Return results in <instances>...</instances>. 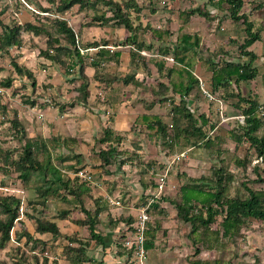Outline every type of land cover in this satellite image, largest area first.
<instances>
[{"label": "rangeland", "instance_id": "rangeland-1", "mask_svg": "<svg viewBox=\"0 0 264 264\" xmlns=\"http://www.w3.org/2000/svg\"><path fill=\"white\" fill-rule=\"evenodd\" d=\"M139 3L143 9L139 15L135 11L132 13L133 23L137 25L141 22L146 26L147 21L150 19L156 27H170L173 30V41L184 31L190 33L198 31L203 36L208 34V38L219 41V39L226 38L223 34L228 30H222L224 28L222 25L226 26L233 22L237 27V32L234 31L236 33L235 36L238 37L236 41L235 39H231L232 42L229 44H233L236 48H226L225 43L219 41L220 43L217 48H208L207 50L205 48L203 51L200 48V52L205 57L204 63L207 64L208 69L210 68L207 60L214 56L216 58L222 57V60L227 58L246 60V57L240 55V48L248 38L247 24L244 21L235 22L232 19L227 3L222 4V7H224L222 11L218 10L217 13H214L217 15L209 18L211 20L208 22L211 23V27L209 26L206 30L205 27L208 25L203 23L205 19L203 12L215 10L209 0H139ZM40 6L49 8L53 5L49 0H0V20L4 22L16 20L22 24L27 21L39 22L51 28L53 30L52 33L56 35L53 29V19L57 15L53 10L45 11ZM103 8L105 7L103 6ZM191 9L198 10L193 15V18H195L193 24H191L192 22L187 23L188 19H182L179 16V11H189ZM240 13L246 14L250 21L253 14H264V0H244ZM64 16L75 27V30L82 32L84 43L87 40V42H92L94 40H102L103 38H108L110 42H120L128 33L125 27H118V30L115 29L117 26L112 23L96 25L98 27L95 26L94 28L93 9L80 4L75 5ZM223 18L224 22H221ZM213 19H215L214 22L212 21ZM201 23L204 26H201V29L196 31L194 27L200 26ZM230 33L231 30H229L228 34ZM217 35H221V37L218 39ZM140 38L147 44H155L151 35L148 32L144 33L143 30L140 31ZM47 39V36L44 34L36 35L33 32L23 31L21 45L11 47L9 54L0 52V105H6L8 108L6 114L0 111V142L5 148H10L14 151L13 157L21 153L26 139L24 137V139L20 138V133L17 132V129L13 127L11 122L12 119L18 118L27 128L26 136L37 135L56 140V146L53 150L54 161L58 166L68 171L70 176L72 169L64 166L69 163L74 164L77 161L76 155L83 151L87 158L84 161L86 163L85 168L95 172L93 173L95 188L101 182H104V185L110 184L112 182L109 177L107 179V175H111L118 168V164L106 167L100 165L101 158L98 155V150L102 145L98 142V139L94 145L92 136L100 134L101 126L103 125L98 121L100 114H94L92 110L106 106L101 105L102 100L100 97H97L94 102L93 95L91 98L88 97L89 99L85 104L79 102L78 98L76 99L77 94L82 95L77 92L82 80H70L78 76V72L68 75L65 73L64 67L52 63L49 59L40 55L41 48H46L48 45ZM116 46L119 47L118 45ZM121 47L125 48L123 49L125 52L122 54V68H135L134 64L132 66L131 64L128 65L132 63L130 60L131 47L128 45H121ZM250 47L249 49L259 53L255 64H260L261 72L264 73V61L259 59L264 57V48ZM92 50L87 53L93 52L94 54L95 51ZM83 51L85 52L86 50ZM92 56L94 55H89V60H92ZM13 60L32 71L36 78V86H33V79H30L28 75L21 77L18 74L12 63ZM116 66V64H106V71L110 72L109 74H115L118 72V67ZM94 70L95 68L92 65L85 68V75L89 79V87L92 82V84L95 83L96 85ZM199 71L198 69L197 73ZM199 74L208 83L207 77L203 76L202 73ZM263 75L259 74L255 80L243 83L241 91L245 95L252 94L258 97L261 103L260 115L264 119ZM155 76L156 74H154ZM9 77L13 78L12 86H3L2 82ZM119 86L121 87L122 85H116L117 88ZM221 96L218 93L214 100H210L204 96L201 89V91H198L197 96L189 101V104L197 109L198 113L205 112L208 114L211 124H214L213 127H210V124L204 127L211 139V143L208 146L205 143L206 141L203 142L200 137L193 135H182L175 142L173 149L161 140H157L154 142L155 144L153 140L149 141L153 144H148L147 148L151 155L155 157H151L152 159L147 164V168L145 166V158L143 159L141 153L137 152L138 148H143V145H140L139 141L136 140L141 136L146 138L145 135H139L138 133H136L138 137L132 135L133 137H131V141L129 142L130 145L126 149L121 144L116 145L121 157L127 161L125 167L121 168L122 171L126 170L127 173L135 172L136 176L133 177L134 179H141L147 183L153 182L154 185L152 184L151 186L153 188L152 191L156 190L154 189L155 178L158 181L161 179L165 180L167 183V188L164 191V195H162L164 198L160 200L162 207L152 210V222L155 220L160 221L162 224L161 231L155 248L149 250L144 264H192V261L195 259H217L220 260V264H264V222L250 217L248 224L244 225L238 234L225 236L222 234V227L220 225L222 220L221 215L217 217V220L207 230L201 228L196 233L191 232L190 223L183 221L177 215V203L181 200L179 195L180 187L189 182V178L191 177L201 178L202 176H206L215 179L217 170L221 167L223 168V172L220 173L222 176L232 174V181L227 191L228 196H247L248 190L246 186L255 190H264V164L257 157L250 143L246 139L240 138L239 135L242 133L241 125L245 123L244 115L229 102L226 103L222 100ZM232 99L229 98V100ZM75 102L79 104L74 105L73 103ZM165 106L166 109L164 111L169 112L170 106ZM241 118L244 120L243 122ZM166 120L171 122V116L167 115ZM183 123H187V121H183ZM233 130H235V133L232 134L231 131ZM258 132L261 135L264 134V125ZM66 134L69 136H65ZM72 138L77 139L75 141L71 140ZM74 142L76 143L74 144ZM161 156H165L163 161L159 160ZM239 160H243V164H240ZM256 166H261L259 172L256 171ZM144 168L147 171H143ZM149 170L154 171V173H151ZM166 170L168 173L164 177L161 172ZM161 175L163 176L161 177ZM129 178L131 183L134 179L131 176H126V179ZM2 179L6 185L2 186L0 184V192L18 194L23 197L24 204L20 217L22 221L16 222L12 231V239L4 249L0 250V264H17L20 258H24L22 264H46L41 263L42 259L45 260L46 258L50 260L49 264H70V260L78 256L79 253L81 254L77 242L71 244L65 237L52 239L53 236L49 235L51 236L50 238L46 234V237L44 236L43 239L50 240L52 243L38 246L37 255L40 260L38 263L31 253L32 244H25L26 237H21L20 240L17 239V235L26 230L38 235L36 222L30 220L27 216V213L32 214L33 212L28 205V201L34 199L36 194L30 189L24 190L22 188V183L17 178L16 172L8 175L0 169V180ZM123 184L125 185L126 182ZM98 194L97 190L96 195ZM136 194H133L135 198L138 197ZM142 196L136 199V204L145 202L149 194H143ZM107 200L110 202L108 198ZM124 201L126 200L124 199ZM86 202L93 204L90 199H87ZM63 207H65V204H63L62 199H51L46 208L40 206L33 213L37 216L56 219L63 235H73L79 240L90 239V245L86 247L85 253L87 256L97 255L96 241L91 240L88 226L78 223V220L84 218L85 214L80 211H74L68 219H61L59 218V214ZM120 214H123L120 207L119 209L114 208L113 211L108 210V212L104 213L102 220L106 223L99 227L100 231L104 233L109 225L114 228L119 223V226H123L121 228L123 230L118 233V242H122L127 236H130V238L128 237L130 242H127L129 240L125 241L127 245L132 246L134 236L127 229L128 224L124 221L126 217ZM48 238L50 239L48 240ZM23 251H25V254ZM133 262L141 264L135 253L132 256L131 262L125 261L127 264H133Z\"/></svg>", "mask_w": 264, "mask_h": 264}, {"label": "trees", "instance_id": "trees-1", "mask_svg": "<svg viewBox=\"0 0 264 264\" xmlns=\"http://www.w3.org/2000/svg\"><path fill=\"white\" fill-rule=\"evenodd\" d=\"M51 7L40 6L45 11L53 10L57 15L53 19L54 32L48 26L33 21H27L24 24L13 20L4 22L0 20V52L9 54L11 47L21 45L22 32H33L36 35L44 34L47 36L46 48H41L40 55L65 68L68 75L78 72V76L70 79L72 81L81 79L78 86L76 99L82 104L88 101L90 96L89 79L85 75V68L89 65L95 67V78L99 79L104 85L108 86L115 82L125 84L134 82L137 86L144 83L136 76L135 72L125 73L118 71L115 74H109L106 71V64L122 63V49L111 50L107 47L108 38L94 40L84 43L83 34L80 30H75L69 20L64 16L67 11L75 5H82L92 8L94 11L93 23L104 25L112 23L117 27H125L128 35L120 42L115 44L130 45L131 58L137 61L142 54L143 48H152V44H147L140 38V31L149 33L151 37L159 43L158 56L153 58L157 68L158 75L156 82L151 86L152 91L158 96V101L162 105L170 106L169 112L164 113H141L132 124V131L143 134L150 139L161 140L167 143L173 149L175 142L182 135L200 137L210 145L211 139L204 127L211 124L208 114L198 113L197 109L189 104L193 97L201 91V77L195 70V58L200 56L205 59L200 52L201 37L197 33L184 31L172 40L173 30L170 27H156L148 22L144 26L141 22L135 25L132 20V13L135 11L139 15L142 11L139 0H49ZM210 3L223 10L222 4H228V11L232 19L244 21L247 24L246 30L248 38L241 45L240 55L246 57V60L227 58L222 60L216 56L207 60L212 72L208 79L209 88L218 95L220 93L222 100L240 110L244 115L245 123L241 125L242 133L240 138L246 139L254 148L258 158L264 164V134H259L260 128L264 125V119L260 115V100L255 95H245L241 91V85L245 82L255 80L259 75L255 60L258 55L249 47L259 39V33L254 31L253 22L248 20L246 14H241L244 0H209ZM103 6L105 8H103ZM227 10V9H226ZM198 12L196 9L189 11H179L182 19H188ZM210 12V11H209ZM209 12H203V15L210 17ZM138 17V16H137ZM213 18V17H212ZM92 25V24H90ZM89 25V26H90ZM100 48L97 54L89 60L87 52L90 48ZM83 50H86L83 52ZM87 53V54H86ZM143 55V54H142ZM169 57L174 61L170 62ZM16 71L22 77L28 75L33 79V86H36V78L29 68L19 65L15 60L12 61ZM139 63V62H138ZM144 64L147 62L143 61ZM147 66V65H146ZM149 71L150 68H147ZM114 75V76H112ZM13 78L9 77L2 85L12 86ZM229 98H233L229 100ZM236 98V100H234ZM229 100V101H228ZM77 102V101H76ZM73 103L79 104V103ZM33 105V103H32ZM0 111L7 113L6 105H0ZM171 116V122L166 120V116ZM187 121V123H183ZM13 127L20 133V138H25L23 150L18 156H14V151L5 148L0 142V169L5 174L17 173V178L22 183L24 190H32L36 197L28 201V205L36 212L40 206L46 208L48 202L56 199H62L65 207L61 208L59 218L68 219L74 211H80L85 214L84 218L78 220V223L86 224L90 230L91 240H95L100 245H105V239L98 231L99 215L106 208L103 198L95 196L94 183L84 180L80 177H72L63 167L58 166L53 158V150L56 140L40 136H26L27 128L18 118L11 120ZM235 130L231 131L232 134ZM23 138V139H24ZM77 138L71 140L76 141ZM123 141V136L116 134L111 127L103 129L98 142L102 145L98 150L101 158V166L106 167L113 164H123L124 159L118 150V144ZM137 144V143H136ZM138 146V144H137ZM140 149V148H138ZM41 155V156H39ZM77 161L74 164H67L64 167L71 168L72 171L85 169L86 157L82 153L76 155ZM2 162V163H1ZM243 160H239L243 164ZM261 166H256V171H260ZM223 168H219L216 178L202 176L201 178H189V182L183 184L179 189L180 202L177 203V215L183 221L191 224V232L196 233L201 228L207 230L210 225L222 216L220 225L222 234L225 236L236 235L244 225H247L250 217L264 222V190H255L248 186V195L245 197L227 195L229 184L232 181V174L222 176ZM0 184L6 183L0 180ZM157 188L155 185L154 189ZM153 189V188H152ZM145 195L147 193H144ZM149 195H151L149 193ZM164 195V194H163ZM161 196L151 205V210L161 208ZM90 199L93 204H88ZM24 199L16 193L0 192V250L4 249L7 243L12 239V231L16 222L22 221L21 209ZM27 213L30 220L36 222V231L40 235L50 234L53 238L65 237L69 243L77 242L79 244L78 256L70 260L71 264H104L103 259L87 256L86 247L90 245V239L79 240L76 236L63 235L58 221L54 218L37 216L35 213ZM77 221V220H76ZM128 226L127 229L133 230L134 217L128 215L124 220ZM162 224L160 221H150L145 231L144 246L147 250L154 249L156 246ZM26 237L25 244H32L31 253L39 263L37 248L41 244H48L47 240L35 237L29 231H23L17 235V239ZM126 240V239H125ZM119 242L120 250L126 256L127 261H132L135 253V245L129 246L126 241ZM20 249V248H19ZM18 249V250H19ZM17 250V251H18ZM25 254V251H23ZM27 256V255H25ZM24 258H20L17 264H22ZM48 261V262H47ZM41 263L49 264L50 260L42 259ZM54 263V262H53ZM220 264V260L195 259L192 264ZM57 264V263H56Z\"/></svg>", "mask_w": 264, "mask_h": 264}, {"label": "crops", "instance_id": "crops-1", "mask_svg": "<svg viewBox=\"0 0 264 264\" xmlns=\"http://www.w3.org/2000/svg\"><path fill=\"white\" fill-rule=\"evenodd\" d=\"M214 8H215V10H209L212 12L211 17H214V15H217L214 13H217L218 10L220 11V9L218 7L214 6ZM193 17L194 16H191L190 18H188L187 23L192 22L191 24H193V21L195 20V18H193ZM204 17H205V19H204L203 23H205V25H208L205 27V30H206L209 26L211 27V23L208 22L211 19H209L210 17H207V16H204ZM145 18H147V17H145ZM214 20L215 19H213L212 21L214 22ZM251 21H253V24H254V31L258 32L260 36H259V39L256 40L251 45L250 48H264V14H262V15L253 14L251 16ZM148 22L152 23V21L150 19L147 21V23ZM221 22H224V18ZM203 23H201L200 26L199 25L196 26L197 28L194 27L195 30L197 31V30L201 29V26H204ZM222 26L224 27V28H222V30H224V31L227 29L228 30L226 33L223 34L226 36V38H224V39H219L221 37V35H217L219 41L220 42L223 41L225 43L226 48H236V47H234L233 44H229L230 42H232L231 39H235V41H236V38L238 37V36H235L236 33L234 32V31L237 32L236 25L233 24V22H231L226 26H224V25H222ZM96 27H98V26H96ZM121 27H123V26H121ZM158 27H160V26H158ZM94 28H95V25H94ZM115 29L118 30V27H116ZM229 30H231L230 34H228ZM120 32L122 33L121 29H120ZM197 32L193 31V33H197ZM197 34L201 37L200 47L202 48V51L205 50V48L207 50L208 48H217L218 47V44L220 42L214 41L212 38H208V34L204 35V36L201 35V33H199V32ZM127 35H128V33H127ZM87 41H86V43H87ZM114 42H109L108 45L112 44L114 46V49H117V48L122 49V50L125 49V48L121 47V45H123V44H118L119 47H117L116 46L117 44H115ZM154 42H155V44L152 43V48H149V49L143 48V50H142L143 55L137 61H134L131 58V54H130V60L132 63H129L128 65L131 64V66H132L134 64L135 68H133V69H132V67H130L129 69L122 68L123 59H121L122 63L120 65L116 64L117 65L116 67H118L117 68L118 71H122L125 73L135 72L136 76L139 77V79L141 81L144 80V83H141V85L137 86L134 82H131L128 84H125L123 82H115L111 85L106 86V85H104V83H102L99 79H96V78H95L96 85H95V83L92 84L93 82L90 83L89 89H90L91 93H90L89 98H91L93 95V101L95 102L97 97H100V99L103 102V103L101 102V105L103 104L104 106H106V107H101V108L99 107V109H93L92 110V112L94 114H97V115L100 114L98 121L100 124H103L101 126V133L92 135L93 140H94V143H93L94 145H95V142H97V139L101 136L103 129L106 127H111L115 131L116 134H120L123 136V141L121 142V146H124L126 149L130 145L129 142L131 141V137H133V136L138 137L136 132H133L131 128H132L133 122L135 121L136 117L139 114H141V113H164V112H166V111H164V109H166V106H163L158 101V96H156L151 89V86L154 85V83L156 82V77L158 75L157 68L153 62V60H154L153 58L158 56L159 43L156 40H154ZM237 42H238V40H237ZM124 46H126V45H124ZM128 46H130V45H128ZM222 46H224V45H222ZM92 49L95 51V53L93 54V52H91L90 54L95 55V54H97V51L100 48L92 47L89 49V51H91ZM124 52H125V50H123L122 54ZM256 53H257V55H259L258 52H256ZM259 59L261 61H264V57L259 58ZM143 61L147 62V64H144ZM112 64H114V63L113 62L110 63V65H112ZM255 65L258 66L259 74H264L263 72H261V65L260 64H255ZM195 67H196V69H195L196 72L199 69L200 70L199 73H202L203 76L207 77V80L210 79L212 72L210 69L207 68V64L204 63V59L202 60L200 56H197L195 58ZM147 68H150L151 70L149 71ZM95 72H96V69L94 70V75H95ZM199 73H198V75L201 77V74H199ZM154 74H156L155 77H154ZM116 85H122V86L121 87L119 86V88H117ZM99 104H100V102H99ZM88 110L90 111V109H88ZM107 119L110 121H108ZM106 121H108V122L106 123ZM139 135H143V134H139ZM65 136H69V135L66 134ZM136 140L139 141L140 145L141 144L143 145V148L138 149L137 152L141 153L143 159L145 158L144 159L146 162L145 166L147 167L148 166L147 164H149L151 159H152L151 157H153V158L155 157V156L151 155V153L149 152V149L147 148V145L153 144L157 140L156 139H150L148 137L143 138L142 136L138 137ZM152 140H153V143H150L149 141H152ZM69 142L72 143L71 141H69ZM75 143L76 142H74V144ZM158 146H159V144H158ZM159 151H161V150H159ZM77 152H79V151H77ZM79 153L84 154L83 151L79 152ZM84 156H85V154H84ZM121 158L124 159L123 157H121ZM164 158H165V156H161V159H159V160L163 161ZM126 162L127 161H124L123 164L118 163V165H117L118 168L116 170H114V172L111 175H107V179L109 177L110 181L112 183L105 184V185H104V182L98 183L99 186L96 187L94 190L95 196H99V197H101V199L103 198V201H105L106 208L99 215V223H98V227H97L98 231L100 232V234L105 239V245H100L98 243H95L96 246L95 245L94 246L97 248L96 250H97L98 254L97 255L94 254L91 256L98 258V259H103L104 264H106V263H109V264H127V263H125L126 256L123 255L121 253V251H119L120 245L118 242V238H119L118 233L121 232V230H123V229H121L123 226L122 225L119 226V223H118L117 227H114V228L109 225L106 228V232H104V233L102 231H100L101 229L99 228L104 223H106V222H103L104 220H102L104 213L108 212V210L113 211L114 208L119 209V207H116L115 204L108 202L107 198L110 196L113 199H117V200L120 199L123 202V207H120L123 211V214H120V215L127 217L128 215L134 216V214L136 213L137 207L140 205V204H136L137 198L143 197L142 195L144 193L149 194V193L153 192L152 191L153 189L151 187L152 184L154 185L153 182L147 183V182H143L141 179H134L133 177L136 176L135 172H128L127 173L126 170H123V171L121 170L122 167H125ZM141 166H143V164H141ZM143 171H147V170L144 168ZM149 171H151V170H149ZM165 172L166 171L161 172V174L164 175ZM93 173H95V172H93ZM151 173H154V171H151ZM126 176H131V178L134 179L133 181H131L132 184L130 183V178L126 179ZM155 180H156L155 185H157V182H158L157 178H155ZM128 181H129V183H128ZM106 182H107V180H106ZM124 182H126L125 185L123 184ZM97 190L99 192L98 195H96ZM135 193H137L136 195H138L137 198H135L133 196V194H135ZM124 199L126 201H124ZM106 203H110V204H106ZM108 223L110 224V222H108ZM31 233L34 234L33 232H31ZM49 235L50 234H48V237L51 238V236H49ZM34 236L44 238V236L46 237V234L40 235L38 233V235L34 234ZM126 236H127V233H126ZM50 238H48V240ZM52 239H54V238L52 237ZM126 239H128V236L126 237ZM45 240H47V239H45ZM48 243L50 244L52 242L49 240ZM122 258H124V260H122ZM85 264H87V263H85ZM133 264H136V263L133 262Z\"/></svg>", "mask_w": 264, "mask_h": 264}, {"label": "built area", "instance_id": "built-area-1", "mask_svg": "<svg viewBox=\"0 0 264 264\" xmlns=\"http://www.w3.org/2000/svg\"><path fill=\"white\" fill-rule=\"evenodd\" d=\"M107 47L111 50L114 49V46L107 45ZM84 52V51H83ZM145 53V52H144ZM168 60L170 62L174 61L173 57H169ZM202 92L205 97L209 98L210 100H214L215 96L217 94L213 93L211 89L209 88V83H207L204 79L201 78V83H200ZM241 121L243 122L244 120L241 118ZM168 171L164 173V177H166V174ZM72 177H80L84 180H89V181H94L93 177V172L90 170L85 169H80L78 171H72L71 173ZM163 175H161L162 177ZM167 188V183L165 180H160L157 182V188L155 191L151 192V195L146 199L145 202L140 204L137 207V211L134 214V221H133V230H130L131 235L134 236V240L132 242V245H135V254L138 257V260L140 261L141 264H144L145 258L148 257L149 250H147L144 246L145 243V231L147 230L149 226V222L152 221V210H151V205L152 203L159 199L163 194L165 189ZM110 202L112 204H115L118 207H123V202L120 199H113L110 196L108 197ZM130 238V236H128ZM127 242H130V239Z\"/></svg>", "mask_w": 264, "mask_h": 264}]
</instances>
